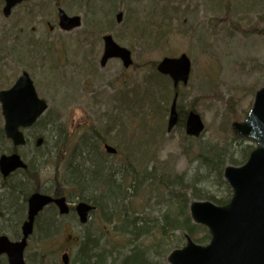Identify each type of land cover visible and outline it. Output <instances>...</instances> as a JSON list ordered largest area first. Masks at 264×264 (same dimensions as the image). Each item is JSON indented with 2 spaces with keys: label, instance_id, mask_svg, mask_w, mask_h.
Here are the masks:
<instances>
[{
  "label": "rangeland",
  "instance_id": "obj_1",
  "mask_svg": "<svg viewBox=\"0 0 264 264\" xmlns=\"http://www.w3.org/2000/svg\"><path fill=\"white\" fill-rule=\"evenodd\" d=\"M3 5L0 0V90L10 88L25 70L34 80L39 95L49 104L47 113L29 134L34 132L43 138L51 137L65 127L73 135L84 134L92 139L96 131L104 132L115 122L118 127L123 124V131L128 136L126 142L141 151L145 146L136 143H144L151 132H158L160 128L151 155L165 162L169 172L177 174L172 182L178 175L189 182L193 177H200L207 193L220 196L225 190L229 193L226 186L224 190L216 184L217 178H210L202 171L199 152L202 145L209 148L210 144L222 152L227 150L224 157L227 161H245L244 153L255 146L251 140L236 139L231 124L245 119L256 91L264 85V0H28L16 6L9 17L4 16ZM58 8H63L69 15H80L82 26L71 32L60 30ZM119 12L123 16L117 22ZM147 17H154V22L161 25L155 33L156 36L164 33L158 43L155 37L143 36V32L136 30V25L143 24ZM146 25L147 22L143 28ZM106 33L132 51L134 64L131 67L124 68L118 59L110 60L105 67L100 66L102 37ZM14 39L19 47L11 54L8 49ZM182 53L191 58V77L187 85L180 86L178 108L182 115L178 125L169 132L168 111L174 97L172 85L165 81L154 87L149 63ZM155 73L158 74L156 69ZM149 86L168 93V98L155 100L154 107L160 105L159 109L143 102H138L139 106L136 104L135 98L145 91L150 93ZM125 96L129 100L133 98V108L131 101L129 105L122 103ZM192 109L200 114L205 131L198 139L190 138L191 141L186 138L184 122ZM3 124L0 104V125L3 127ZM170 142H175L178 150L170 152L168 159L161 160V150ZM103 144L101 162L107 167L114 166L119 173L125 171L129 165L120 161L126 156L123 149L117 147L118 154L109 155ZM21 153L27 154L26 151ZM181 161L183 167L178 168ZM52 166L49 162L43 168L45 181L54 172ZM152 171L150 164L147 176L137 177V182L142 184L130 202L141 209V217L146 220H158L168 209L177 218H182L177 214L179 207L170 206V193L154 195V185L160 179ZM163 176L165 183L168 179ZM116 178L122 179L120 174ZM197 185L201 186L199 181ZM2 192L0 189V197ZM182 205L187 209L185 202ZM91 217L89 227L100 228V235L113 226L102 219L103 215L99 217L98 212L92 213ZM59 225L58 234L47 243L34 242L40 235L31 239L26 251L27 261L39 264L43 257L45 264H51L53 259L61 264V254L74 249L84 229L72 217L60 220ZM8 235L13 238L9 231ZM164 237L159 227L151 236L143 237L150 248V257L159 262H166L167 254L173 248L182 247L186 241L184 231L180 229L172 231L168 238ZM111 245L115 244H110V248L115 249ZM1 263L7 264L4 258Z\"/></svg>",
  "mask_w": 264,
  "mask_h": 264
},
{
  "label": "trees",
  "instance_id": "obj_2",
  "mask_svg": "<svg viewBox=\"0 0 264 264\" xmlns=\"http://www.w3.org/2000/svg\"><path fill=\"white\" fill-rule=\"evenodd\" d=\"M153 18L148 19L147 17L143 24L147 22L148 25L144 28L143 24L136 25V30L143 32V36L155 37L158 43L160 35L164 33L155 35L156 30L161 25L158 22H154ZM147 32L149 34L146 35ZM18 44L14 39L8 49L11 54L16 53L19 47ZM30 52L34 54L32 51ZM149 64L153 70L151 79L156 84L153 86H160L165 81L167 82L165 78L155 73L157 63L151 62ZM154 73L155 77H153ZM153 86H149L150 93L145 91L138 98H135L138 106V102H143L144 105L152 108L155 106L156 101L159 102L160 99L168 98V93L154 89ZM132 100L133 98L129 100L125 96L122 103L125 102L129 105V101H131V108H133L134 102ZM230 102L231 100H229L228 105L231 104ZM122 125L120 124L118 127L113 122V125L104 132L96 131V136L92 139L87 138L88 136L84 134L73 135L65 127L60 128L51 137L47 136L44 138L42 147H32L27 152V169L20 170L7 179L2 178L0 175V189L3 190L0 197V235L8 234L9 231L12 237L17 238L20 236V225L26 217L27 198L31 193L41 191L55 196L66 195L70 199L75 197L91 202L99 208L104 219L113 224L112 229L102 232V235L88 231L80 236L73 249L71 264H165L150 257V248L143 239L145 236H151L157 227L165 236L164 238H168L172 231L180 229L188 232L196 241L206 242L210 237L207 230L190 224L187 209L185 211L181 205L183 202L188 201L190 197L191 199H210L218 204H224L230 196V192L227 194L224 188L225 194L222 196L207 193L202 185L204 180H200V177H193L191 182H189L182 175H178L179 180L172 182V178L177 174L169 172L165 164H163L165 162L158 161L154 158V155H151L160 132H151L150 137L144 143H136L141 147L145 146L143 150L139 151L126 142L128 136L123 131ZM113 126L116 128L115 130ZM109 130H114V132ZM104 142H112L125 152L126 156L122 162L124 161L129 166L125 171L123 169L119 173L122 178L121 181L116 178L117 174L114 166L110 165L107 167L101 162L100 157L104 156L101 146ZM8 149H10V146L0 125V154ZM225 152L227 153L228 151L222 152V150L211 145L207 152L201 151L199 153L202 160V171L204 173L207 172L210 178H217L219 181L216 182L217 185L224 184L222 172L226 163L236 164L241 162L240 160H225ZM49 162L53 164L54 173L45 181L42 175L43 168ZM150 164H152L154 169L152 174L156 173L160 179L158 184L155 183L154 185L156 191L154 195L170 193V206L177 205L179 207L177 214L179 213L182 218H177V215L168 209L163 215L161 214L158 220H146V217H141L143 213L141 209H138L130 202L132 195L134 193L136 195L138 187L142 184L137 182V177H146ZM108 168L110 169L108 170ZM116 171L118 172V170ZM163 175L168 179L165 181L166 184L164 183ZM129 178L131 179L129 180ZM170 178L171 182H169ZM198 181L201 186L197 185ZM222 187L224 186L222 185ZM118 199L120 200L117 205L110 207V209L106 208L109 202L116 203ZM148 201L149 199H147ZM57 215L56 208L50 206L38 217L34 236L40 235V237L38 241L34 242L44 244L58 234L54 230L57 224ZM114 219L115 221L116 219L118 220L117 225L114 224ZM150 222L151 224H149ZM111 243L115 244L111 245L115 249L110 248ZM44 261V258L40 257L39 264H45ZM57 261V259H53L51 264H59ZM0 264L2 263L0 262ZM28 264H32V261L30 260Z\"/></svg>",
  "mask_w": 264,
  "mask_h": 264
},
{
  "label": "water",
  "instance_id": "obj_3",
  "mask_svg": "<svg viewBox=\"0 0 264 264\" xmlns=\"http://www.w3.org/2000/svg\"><path fill=\"white\" fill-rule=\"evenodd\" d=\"M5 1L4 13L8 16L12 8L24 0ZM122 16L119 13L117 20L121 21ZM59 25L65 30H71L81 25V17L69 16L60 9ZM104 41L102 66L114 57L120 58L125 67L132 64V53L128 48L119 45L111 35H106ZM157 69L169 75L177 87L180 81L185 84L188 82L191 61L186 54L165 57L159 62ZM0 101L7 137L15 145L25 144V136L20 127H30L47 109V103L39 98L30 75L24 72L11 89L0 91ZM177 121L175 99L171 108L169 129ZM232 129L237 137L255 140L257 147L244 165H228L225 168L224 178L233 190V196L227 205L217 206L210 201H193L190 205L193 220L204 224L210 230V242L207 245L198 244L187 236V245L168 255L169 264H264V86L257 91L247 119L244 122H234ZM186 130L194 136L202 133L204 124L198 113L190 112ZM41 141L40 139L38 143ZM106 149L110 153L117 151L110 145H106ZM26 167L17 153L0 157V171L5 177L18 168ZM52 202L59 207L61 214L69 212L66 197L54 198L35 192L28 199L27 220L22 226V238L12 241L6 235L0 236V256L6 254L9 264H26L24 254L28 238L33 234L35 219ZM92 208L84 202L76 206L81 222L87 221ZM68 260V254H64V263L68 264Z\"/></svg>",
  "mask_w": 264,
  "mask_h": 264
},
{
  "label": "clouds",
  "instance_id": "obj_4",
  "mask_svg": "<svg viewBox=\"0 0 264 264\" xmlns=\"http://www.w3.org/2000/svg\"><path fill=\"white\" fill-rule=\"evenodd\" d=\"M177 147L175 145V142H170L168 143L162 150H161V153H160V159L161 160H166L168 159V155L170 152H175L177 151ZM183 167V161H181L179 164H178V168H182Z\"/></svg>",
  "mask_w": 264,
  "mask_h": 264
},
{
  "label": "flooded vegetation",
  "instance_id": "obj_5",
  "mask_svg": "<svg viewBox=\"0 0 264 264\" xmlns=\"http://www.w3.org/2000/svg\"><path fill=\"white\" fill-rule=\"evenodd\" d=\"M74 205V204H73ZM94 205V204H93ZM76 206V205H75ZM75 206H72L71 207V212H70V214H68V215H65V216H68V217H72V218H76L77 219V217L79 218V216H78V213H77V211L75 210ZM95 206V205H94ZM99 211V208L96 206L95 207V210L92 212V213H96V212H98ZM92 213H91V215H92ZM75 222H77L78 223V219L77 220H75ZM79 224V223H78ZM92 224V221H91V216H90V219L88 218V221H87V223H86V225H87V231H90V232H96V231H99L100 230V228H98V229H91L89 226ZM74 230V229H73Z\"/></svg>",
  "mask_w": 264,
  "mask_h": 264
}]
</instances>
